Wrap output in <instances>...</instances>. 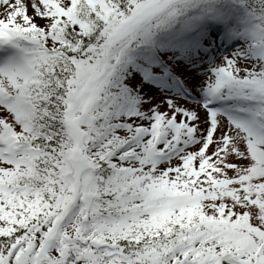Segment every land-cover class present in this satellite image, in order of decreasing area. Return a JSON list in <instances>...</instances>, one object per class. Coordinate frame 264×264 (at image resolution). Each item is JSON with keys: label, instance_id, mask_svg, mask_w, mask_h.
Masks as SVG:
<instances>
[{"label": "snow or ice", "instance_id": "snow-or-ice-1", "mask_svg": "<svg viewBox=\"0 0 264 264\" xmlns=\"http://www.w3.org/2000/svg\"><path fill=\"white\" fill-rule=\"evenodd\" d=\"M0 264H264V0H0Z\"/></svg>", "mask_w": 264, "mask_h": 264}]
</instances>
